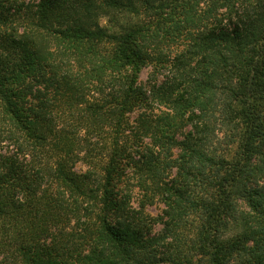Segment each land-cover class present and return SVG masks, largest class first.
Returning <instances> with one entry per match:
<instances>
[{
    "label": "trees",
    "instance_id": "16d2710c",
    "mask_svg": "<svg viewBox=\"0 0 264 264\" xmlns=\"http://www.w3.org/2000/svg\"><path fill=\"white\" fill-rule=\"evenodd\" d=\"M0 264H264V0H0Z\"/></svg>",
    "mask_w": 264,
    "mask_h": 264
},
{
    "label": "rangeland",
    "instance_id": "374dc122",
    "mask_svg": "<svg viewBox=\"0 0 264 264\" xmlns=\"http://www.w3.org/2000/svg\"><path fill=\"white\" fill-rule=\"evenodd\" d=\"M19 1H25V2H33V1H37V0H19ZM152 73V70L150 68H146L145 70L142 71L141 75H140V81L141 83H146V80L148 79V76ZM137 194H135L134 199L136 201L137 199ZM136 203V202H134ZM162 210V205L161 204H155L152 207H148L147 211L152 215V216H157L160 214ZM159 226H156L154 228L155 232H157L159 230Z\"/></svg>",
    "mask_w": 264,
    "mask_h": 264
}]
</instances>
